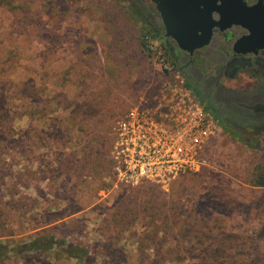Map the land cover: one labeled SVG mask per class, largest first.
<instances>
[{
	"label": "rangeland",
	"instance_id": "obj_1",
	"mask_svg": "<svg viewBox=\"0 0 264 264\" xmlns=\"http://www.w3.org/2000/svg\"><path fill=\"white\" fill-rule=\"evenodd\" d=\"M149 13L146 0H0V132L15 141L24 134L31 141L33 137L39 139L35 154L43 160L40 178L48 176L44 168L49 163L45 140L50 129L56 131L63 143L70 141L68 148L77 152L78 142L95 141L88 154L104 162L100 171L90 170L88 176L73 181L79 202L90 209L100 204L98 210L88 213L87 209L85 213L89 222L82 234L97 251L89 264H141L152 254L140 241L146 233L140 223L146 219H136V231L129 230L136 232L134 237L125 240L130 236L120 234L121 241L108 250L103 249L104 242L94 233L99 221L111 214L105 206L120 202L121 196H127L130 190L113 171L110 152L115 122L137 98L148 96L171 73L180 75L171 61L179 67L189 60L171 42L163 40V31L157 34L149 28ZM166 47L170 48L169 56L163 52ZM208 49L212 53L214 47ZM212 59L208 57L209 62ZM196 64L197 54L186 67ZM250 78L264 84L260 72ZM194 80L190 78V82L195 83ZM225 81L220 79L221 83ZM199 89L206 92L203 87ZM231 105L239 113L244 111L243 106ZM238 124L243 128L240 134L246 138L248 132L244 128L251 122ZM228 134L218 126L209 144L205 170L175 178L158 192L160 198L164 196L179 204V215L197 211L213 220H222L229 233L255 236L264 223V186H254L259 178L264 181V132L253 146ZM254 139L250 138V142ZM14 146L15 143L8 144V148ZM21 150H26L25 144ZM0 151L3 152L1 147ZM23 156L15 155L11 161L28 158L26 153ZM5 158L0 155V162ZM93 167L96 170L95 163ZM4 171H0V176ZM45 183L42 181L36 187L44 191ZM15 189L22 191L18 186ZM32 193V189L26 190L27 195L33 196ZM146 193L149 195L150 191ZM13 216L10 225L0 229V242H14L27 234V225L19 219V213ZM108 235L103 232V238ZM114 249L118 250V257L105 258L104 253ZM257 249L264 252V237L250 242V258ZM4 264L77 263L30 255L23 259L11 257Z\"/></svg>",
	"mask_w": 264,
	"mask_h": 264
},
{
	"label": "trees",
	"instance_id": "obj_2",
	"mask_svg": "<svg viewBox=\"0 0 264 264\" xmlns=\"http://www.w3.org/2000/svg\"><path fill=\"white\" fill-rule=\"evenodd\" d=\"M155 33L158 34L159 31ZM163 52L169 56L170 48H164ZM171 66L177 69L172 61ZM180 75L185 86L200 102H203V95L198 88L181 73ZM205 107L210 110L221 129L235 137L233 139L248 146H253L259 139L255 138L250 142V138H236L234 128L230 127V124L223 123L209 106ZM33 131L35 130L32 129ZM30 139L28 134H24L15 141L0 132V147L3 149L0 155L6 157L0 162V171H4L2 168L6 166V170L0 176V194H2L0 195V227H2L0 229L10 225V219L16 212L19 213L22 223L27 225L24 229L27 233L25 236L19 237L14 242H0V264H4L11 257L23 259L30 255L52 256L54 259L73 260L77 264H89L95 259L97 251L93 250V246L88 244L85 235L82 234L88 229L89 218L85 213L87 209L90 211L88 213H93L100 208V204H96L95 209H90L89 206L79 202L80 196L75 190L76 183L73 181L88 176L90 170L94 173L103 168L104 162H101V159H94L88 154L90 147L96 142L93 143L91 140L78 142L77 152L74 148H68L70 141L63 143L62 138H57L56 131L50 129L45 140L48 145L45 149L49 151L46 156L49 158V163L44 168L48 171V176L40 178L39 166L43 160L40 159V154H35L39 139L35 137L32 141ZM14 143L13 148H8V144ZM23 144L26 145L24 151L21 150ZM10 149L15 154L8 153ZM24 153L28 158L20 159L18 162L11 161L15 155L18 158L24 157ZM58 156H63V159ZM93 163L96 164V170ZM42 181H46L44 191L36 187ZM68 183H71V186L68 187ZM16 186L21 187L22 191L18 192ZM254 186H264L263 178H259ZM126 187L130 189L129 194L121 196L120 202H114L109 207L105 206L104 209L111 214H108L106 219L100 220L94 230L104 242L101 245L104 250L116 246L121 241L120 234L130 236L127 239L122 238L123 240L134 237L136 232L130 233L129 230L136 231V219H146V222L140 223V228L146 231L140 241L144 247L151 250L152 254L149 260L145 259L141 264H253L254 261L262 264L264 262V252L261 249H257L253 258H250L248 250L251 241L261 240L264 237V223L255 236H238L226 231L224 223L220 222L222 220H213L212 217L203 216L197 211L179 215V204L171 199L166 200L164 196L160 198L159 188L155 185L141 183L134 187ZM27 189H32L33 196L26 194ZM146 191H150V194L148 195ZM3 198L6 200L1 202ZM103 232L109 235L103 238ZM1 235L2 233L0 238ZM104 254L105 258L114 260L118 257V250L106 251Z\"/></svg>",
	"mask_w": 264,
	"mask_h": 264
},
{
	"label": "built area",
	"instance_id": "obj_3",
	"mask_svg": "<svg viewBox=\"0 0 264 264\" xmlns=\"http://www.w3.org/2000/svg\"><path fill=\"white\" fill-rule=\"evenodd\" d=\"M205 106L177 72L137 98L115 122L110 152L114 173L126 186L149 183L158 188L201 173L218 130Z\"/></svg>",
	"mask_w": 264,
	"mask_h": 264
},
{
	"label": "flooded vegetation",
	"instance_id": "obj_4",
	"mask_svg": "<svg viewBox=\"0 0 264 264\" xmlns=\"http://www.w3.org/2000/svg\"><path fill=\"white\" fill-rule=\"evenodd\" d=\"M146 1L151 18V27L149 28L164 32L156 3H152L150 0ZM241 1L247 8H255L254 21L250 26L264 29V0ZM215 6H220L219 0H216ZM142 8L144 7L142 6ZM175 15V12L172 13V16ZM211 18L217 21L219 16L212 12ZM248 35L249 31L238 25H231L223 30L213 27L207 46L195 50L191 54L178 50L189 60L177 69L189 81L191 77L196 78L193 84L199 91L200 87L206 91L205 93L200 91L203 95V103L214 110L223 123L239 128L238 122L248 124L251 122L257 126L252 125L251 128L264 130V84H258L250 78L259 72L264 76V49H256L252 45L240 47L237 51L233 49L237 40ZM162 36L164 41H169L176 47L171 38L165 37L164 33ZM210 46L214 47L212 53L208 49ZM195 54H197L196 66L186 67L191 63ZM208 57L214 59L209 62ZM186 68L188 69L186 70ZM247 72L250 75H247ZM220 79H225L227 82L221 83ZM231 104L243 106L244 111H240L242 114ZM236 115H241V117Z\"/></svg>",
	"mask_w": 264,
	"mask_h": 264
},
{
	"label": "water",
	"instance_id": "obj_5",
	"mask_svg": "<svg viewBox=\"0 0 264 264\" xmlns=\"http://www.w3.org/2000/svg\"><path fill=\"white\" fill-rule=\"evenodd\" d=\"M150 1L156 3L164 26V36L171 38L181 52L191 54L207 46L213 27L223 30L231 25H238L249 31L248 36L234 43V51L247 45L264 49V29L250 26L254 21L255 8L245 7L241 0H219L220 6H215L216 0ZM174 12L176 15L172 16ZM212 12L218 14L217 21L211 18Z\"/></svg>",
	"mask_w": 264,
	"mask_h": 264
},
{
	"label": "crops",
	"instance_id": "obj_6",
	"mask_svg": "<svg viewBox=\"0 0 264 264\" xmlns=\"http://www.w3.org/2000/svg\"><path fill=\"white\" fill-rule=\"evenodd\" d=\"M255 124V123H254ZM254 124H249V125H246V128H244L247 132H248V135H246L247 137L246 138H261V134L262 132H264V130H261V129H258V128H254V127H257L256 125ZM254 125L253 128H251V126ZM219 126V125H218ZM240 128V129H239ZM239 128H234L235 132H236V138H245L243 137L242 134H240V130L243 129L242 126H240ZM258 131V132H257ZM221 132H224L222 129H221ZM225 133V132H224ZM229 135V134H228ZM215 137V136H214ZM232 137V136H231ZM232 138H235V137H232Z\"/></svg>",
	"mask_w": 264,
	"mask_h": 264
}]
</instances>
